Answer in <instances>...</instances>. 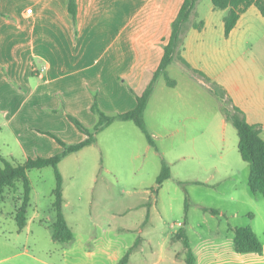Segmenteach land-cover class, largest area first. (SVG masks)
Here are the masks:
<instances>
[{
	"label": "rangeland",
	"instance_id": "rangeland-1",
	"mask_svg": "<svg viewBox=\"0 0 264 264\" xmlns=\"http://www.w3.org/2000/svg\"><path fill=\"white\" fill-rule=\"evenodd\" d=\"M212 9L211 0H200L189 29L193 22L211 19ZM211 23L219 25L218 15ZM193 55V62L207 71L211 82L224 87L235 82L232 70L225 69L214 54L193 51ZM168 76L177 87H169L161 77L145 113L157 149L135 123L116 121L97 136L95 144L59 164L63 213L74 242L52 239L57 187L52 167L28 172L32 187L28 218L38 214L30 231L19 232L15 219L22 183L0 195L4 228L0 239L6 242L0 249V264H109L93 246L78 249L80 242L96 237L123 242L124 248L138 238L150 239V245L144 242L134 252L131 264H187L184 244L175 235L181 230L196 264H264V251H235L236 230L247 227L264 249V196L249 189L250 165L240 155L237 129L224 111L226 106L231 112L232 106L217 99L205 79L191 76L180 63L168 68ZM29 158L37 159L31 153L26 156L15 135L0 126V160L22 165ZM164 164L170 178L159 186ZM148 213L149 222L143 226Z\"/></svg>",
	"mask_w": 264,
	"mask_h": 264
},
{
	"label": "crops",
	"instance_id": "crops-1",
	"mask_svg": "<svg viewBox=\"0 0 264 264\" xmlns=\"http://www.w3.org/2000/svg\"><path fill=\"white\" fill-rule=\"evenodd\" d=\"M184 1L76 0L74 20L69 0H0V126L15 135L26 156L51 158L64 149L47 134L68 145L87 139L68 115L93 129L96 100L109 114L134 110L136 94L159 69ZM212 11L202 30H188L182 57L208 77L193 62V51L214 54L235 77L232 85L222 86L228 97L250 124L264 129V16L250 7L226 37L227 11ZM216 15L219 25L211 23ZM37 218L36 213L28 218L25 229L30 231ZM149 219L150 213L143 226ZM144 242L151 244L143 237L124 248L123 242L96 237L83 240L78 249L93 246L109 264H118L133 249L131 264ZM5 243L0 239V249Z\"/></svg>",
	"mask_w": 264,
	"mask_h": 264
},
{
	"label": "trees",
	"instance_id": "trees-1",
	"mask_svg": "<svg viewBox=\"0 0 264 264\" xmlns=\"http://www.w3.org/2000/svg\"><path fill=\"white\" fill-rule=\"evenodd\" d=\"M214 9L227 11L224 17L225 36L229 37L236 28L241 16L252 6L258 8L264 16V0H211ZM200 0H185L181 10L172 24V34L168 44L165 46V53L159 69L154 75L153 80L141 95H136L137 106L134 110L118 114L115 116L107 115L99 106L97 100L92 106V112L97 117V123L93 129L86 127L77 118L68 115L70 121L77 129L87 136V139L79 144L68 145L53 134H47L54 138L64 149L62 153L51 158L28 159L22 165H15L8 160H0V195L6 189H14L18 183L23 185L22 203L16 212V222L18 229L22 232L28 222V209L31 205L32 187L28 178V172L34 169H43L52 167L57 179V187L54 190L53 208L56 212V221L52 226V239L56 243L68 244L74 240V233L69 227L63 210V178L59 172V164L70 154L78 153L96 143L97 136L108 129L114 122H133L146 135L149 144L157 149L156 143L151 136L145 122V113L149 102L154 94L157 81L164 77L169 87H176L177 82L168 76V68L175 62L180 63L183 68L193 77L203 78L209 84L210 92L222 103H230L232 111L225 106L227 119L233 123L239 136V152L242 159L250 165L249 189L253 195L261 194L264 196V131L261 125L250 124L245 113L234 106L232 100L228 97L226 90L218 83L211 80L201 71L194 69L183 57L185 39L189 30V22L193 16H198L197 8ZM69 11L74 20L77 18L76 0H69ZM197 30H202L205 26L203 21L190 25ZM170 178V169L164 164L161 175L157 183L161 186ZM208 211V210H205ZM211 213L218 215V212L211 210ZM178 239L182 240L186 251V263L196 264V258L191 251L190 242L183 230L176 233ZM235 251L238 254H262L264 249L259 237L250 227L236 230L234 239ZM133 249L130 250L118 264H129Z\"/></svg>",
	"mask_w": 264,
	"mask_h": 264
}]
</instances>
